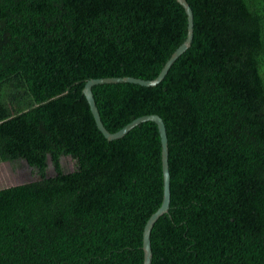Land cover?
I'll return each instance as SVG.
<instances>
[{
  "label": "trees",
  "instance_id": "1",
  "mask_svg": "<svg viewBox=\"0 0 264 264\" xmlns=\"http://www.w3.org/2000/svg\"><path fill=\"white\" fill-rule=\"evenodd\" d=\"M186 1L193 43L166 79L93 87L95 106L111 133L165 123L171 203L152 264H264V0ZM187 27L174 0H0V162L40 177L0 188V264L144 263L164 197L158 127L108 141L82 90L156 79Z\"/></svg>",
  "mask_w": 264,
  "mask_h": 264
},
{
  "label": "water",
  "instance_id": "2",
  "mask_svg": "<svg viewBox=\"0 0 264 264\" xmlns=\"http://www.w3.org/2000/svg\"><path fill=\"white\" fill-rule=\"evenodd\" d=\"M178 3L185 11L188 20L187 27V39L185 43L172 55L170 60L165 65L160 75L152 81H143L134 78H106L98 80H89L84 85L82 90V95L85 98L87 105L89 107L91 116L94 120L96 128L103 135V137L108 141H114L125 136L132 128L143 124V123H154L157 125L161 144H162V165H163V175H164V197L161 207L149 218L145 225L143 233V251H144V263L143 264H152L153 252L151 245V234L155 224L158 220L166 215L170 209L171 203V176H170V165H169V140L167 135V129L164 121L159 116H145L139 119H136L132 123L128 124L124 128H121L119 131L111 133L106 128L103 127L98 111L95 106L92 89L96 86L102 85H117V84H130L143 88H152L161 84L167 77L169 71L175 62L182 57L191 47L194 39V14L187 3L186 0H174ZM27 163V162H26Z\"/></svg>",
  "mask_w": 264,
  "mask_h": 264
},
{
  "label": "rangeland",
  "instance_id": "3",
  "mask_svg": "<svg viewBox=\"0 0 264 264\" xmlns=\"http://www.w3.org/2000/svg\"><path fill=\"white\" fill-rule=\"evenodd\" d=\"M61 165L64 172H73L76 169V162L70 157H63ZM46 174L48 177L55 175L53 166L48 158ZM37 172L30 168L23 159L18 161H1L0 162V188H7L32 181L39 180Z\"/></svg>",
  "mask_w": 264,
  "mask_h": 264
}]
</instances>
